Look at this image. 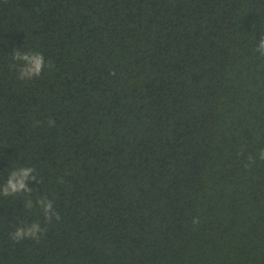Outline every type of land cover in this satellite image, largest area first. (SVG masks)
Masks as SVG:
<instances>
[{
    "label": "trees",
    "instance_id": "16d2710c",
    "mask_svg": "<svg viewBox=\"0 0 264 264\" xmlns=\"http://www.w3.org/2000/svg\"><path fill=\"white\" fill-rule=\"evenodd\" d=\"M261 35L264 0H0V185L38 180L0 195V264H264Z\"/></svg>",
    "mask_w": 264,
    "mask_h": 264
},
{
    "label": "clouds",
    "instance_id": "9594fccd",
    "mask_svg": "<svg viewBox=\"0 0 264 264\" xmlns=\"http://www.w3.org/2000/svg\"><path fill=\"white\" fill-rule=\"evenodd\" d=\"M254 51L260 56H264V35L260 36ZM12 60L16 62L12 67L17 71V78L25 81L39 77L45 67L49 69L54 67L51 61H45L42 53L38 51H21L20 48L14 49L12 52ZM40 123L41 121H34V126L39 125ZM47 123L50 127L55 126V121L51 118L48 119ZM257 157L260 161H264V148H261L256 155H249L248 164L245 166L248 167L255 163ZM35 172L36 169L31 166L13 168V170L8 173L6 181L0 185V195L4 197H13L19 193H31L33 190L28 187V181L30 179L37 180ZM24 204L25 208H31L33 206L31 199H26ZM36 204L42 211L46 223H51L53 218L56 220L60 219L59 213L53 205V200L48 196H44L43 198L37 197ZM199 223V217L193 216L192 224L195 226ZM45 231L46 228L42 227L39 221L31 223L22 222L17 225L13 232L10 233V239L18 242L28 238L39 243Z\"/></svg>",
    "mask_w": 264,
    "mask_h": 264
}]
</instances>
